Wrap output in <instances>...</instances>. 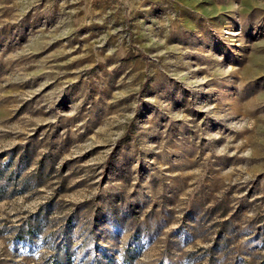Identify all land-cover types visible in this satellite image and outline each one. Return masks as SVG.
Returning <instances> with one entry per match:
<instances>
[{"label": "rangeland", "instance_id": "rangeland-1", "mask_svg": "<svg viewBox=\"0 0 264 264\" xmlns=\"http://www.w3.org/2000/svg\"><path fill=\"white\" fill-rule=\"evenodd\" d=\"M0 264H264V0H0Z\"/></svg>", "mask_w": 264, "mask_h": 264}]
</instances>
